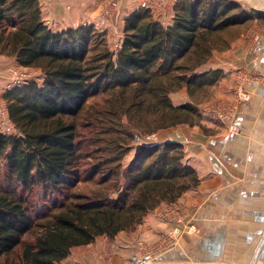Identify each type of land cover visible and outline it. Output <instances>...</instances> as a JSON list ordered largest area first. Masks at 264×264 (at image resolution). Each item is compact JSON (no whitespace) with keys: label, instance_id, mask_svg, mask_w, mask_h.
I'll list each match as a JSON object with an SVG mask.
<instances>
[{"label":"trees","instance_id":"1","mask_svg":"<svg viewBox=\"0 0 264 264\" xmlns=\"http://www.w3.org/2000/svg\"><path fill=\"white\" fill-rule=\"evenodd\" d=\"M174 12L167 26L148 8L133 12L114 53L95 25L56 32L38 0H0V56L44 73L42 83L3 97L16 132L0 125V264H60L74 248L134 231L199 187L181 143L135 139L199 125V104L176 106L170 95L187 88L195 99L215 85L222 71L203 67L228 49L222 34L264 14L233 0H178ZM100 97L106 107L83 125L99 131L81 138L79 117ZM83 179L99 186L93 196L75 191Z\"/></svg>","mask_w":264,"mask_h":264},{"label":"crops","instance_id":"2","mask_svg":"<svg viewBox=\"0 0 264 264\" xmlns=\"http://www.w3.org/2000/svg\"><path fill=\"white\" fill-rule=\"evenodd\" d=\"M38 1L51 29L61 32L95 25L109 35L114 53L122 47L126 19L143 2L114 0L110 4L115 12L108 16L103 13L104 0ZM257 9L264 14V8ZM169 19L156 20L167 26L173 22ZM249 34L233 41L223 54L215 52L203 67L204 71L221 70L218 82L246 67L242 84L246 97L236 103L233 115L221 121L201 113L199 125H180L153 135L157 143L184 146L186 161L199 174V187L175 204L150 212L134 231L121 232L113 239L101 236L90 245L74 248L60 264H127L137 250L156 245L164 233L174 230L175 224L161 216L174 205L182 209L185 219L177 226V244L151 264H264V39L249 38ZM7 58L0 56L1 96L6 93ZM233 96L231 91L224 97L233 100ZM170 97L176 106L195 102L187 88Z\"/></svg>","mask_w":264,"mask_h":264},{"label":"rangeland","instance_id":"3","mask_svg":"<svg viewBox=\"0 0 264 264\" xmlns=\"http://www.w3.org/2000/svg\"><path fill=\"white\" fill-rule=\"evenodd\" d=\"M106 2L105 9L103 10L104 15H112V13L115 12V7L111 5L114 0H104ZM242 5V7L249 12H258L257 8H264V2L262 0H233ZM116 2V1H115ZM178 0H143V2H140L136 5V10L140 8H148L152 11L153 16L156 19H162L164 18V21L169 19H174L175 12L174 8L177 4ZM128 3V2H127ZM144 3V4H143ZM260 12V11H259ZM249 38L255 39L257 36L259 38L264 39V20H253L249 21L248 23L242 25L238 29H228L225 31L222 35V40L229 41L230 45L228 48H231V43L235 41L237 38H239L243 34H248ZM107 39L109 40V35H107ZM219 54H223V52H220ZM8 60V68L5 72V78L3 80L4 89L7 91L8 89L17 87V79L22 78L24 81L32 82L36 81L38 83H42L44 76V73L41 70L38 69H30V68H23L20 65H18V62L15 61V59L7 58ZM240 69V68H239ZM238 69V70H239ZM246 69L241 68L239 73L236 74V76H229L226 77V79H222L220 82L215 84V86L210 87L209 89L204 88L203 91H196L195 96V102H197L199 105V110L202 115H206L209 117H212L209 115V113L205 110L207 108H211L214 111L217 112H224L226 114H229L228 117L232 116L234 112V106H236L239 102V96H238V87L243 84V80L245 78L244 72ZM249 71V68H248ZM27 82V83H28ZM20 86V85H18ZM233 92L234 96L232 97L233 100L226 98L227 93ZM2 92L0 91V125L5 133H15L16 130L14 129V125L9 120L7 109H6V102L4 100V95L1 96ZM241 100V99H240ZM105 99L104 97L100 98H94L86 107L83 114L79 117V124H80V137H90L91 135L97 133L99 131L98 127H91L87 128L83 125H86V121L91 119L92 121L98 120V118L93 115L91 118V115L95 113V110L100 108H105ZM213 118V117H212ZM227 119V118H226ZM225 119V120H226ZM217 120L224 121V119L218 118ZM147 144H153L157 143L158 139L154 138L153 135L150 136V138L144 140ZM135 143V142H134ZM136 144V143H135ZM132 154V153H131ZM129 155L126 160L125 164L126 166L132 161L133 157L132 155ZM81 165H83V174L88 175V173L92 172V166L88 164V162H83ZM99 186L96 185L95 182L84 180L77 186L76 190L77 193H82L84 195H90L93 196L98 191ZM35 199H38L42 201L43 194L40 189L37 190L36 195H34Z\"/></svg>","mask_w":264,"mask_h":264},{"label":"built area","instance_id":"4","mask_svg":"<svg viewBox=\"0 0 264 264\" xmlns=\"http://www.w3.org/2000/svg\"><path fill=\"white\" fill-rule=\"evenodd\" d=\"M27 82L28 81H24L22 78L17 79L16 81L17 86L24 85ZM238 96L242 100H244L246 97V93L243 91L242 84L238 87ZM205 110L209 113V115L216 119L220 118L225 120L229 116V114H226L224 112H217L212 110L211 108H207ZM146 139H140L139 137H137L135 139V143L141 144ZM161 216L163 217V219L175 224L174 230H171L170 233H164L161 240L156 245L148 246L145 248L142 247L137 250L127 264H151L157 258V256L160 255L161 252L172 248L177 244V239L180 233L177 226L183 223L185 220L182 209L175 205L169 206L161 213Z\"/></svg>","mask_w":264,"mask_h":264}]
</instances>
